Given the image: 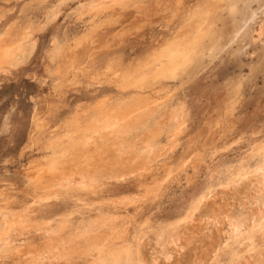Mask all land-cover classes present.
<instances>
[{"label": "rangeland", "instance_id": "374dc122", "mask_svg": "<svg viewBox=\"0 0 264 264\" xmlns=\"http://www.w3.org/2000/svg\"><path fill=\"white\" fill-rule=\"evenodd\" d=\"M150 1L160 6V0ZM213 1L199 0L194 10L197 17L189 21V8L173 12L161 5L159 12L152 10L154 16L136 9L139 0H123L116 9L94 14H80L79 6L85 0H0V34L28 23L37 25L48 11L59 7L55 19L36 33L35 48L28 58L0 70V199L18 209L35 195L53 192L48 200L31 204L29 226L10 232L5 243L0 242L3 264H36L25 258V251L46 242L47 234H75L84 229L94 233L113 230L94 258L98 264L109 263L119 249L130 258L140 252L149 263L157 264H196L199 257L202 264H256L264 253V223L252 215L255 200L247 194L253 192L252 178L264 169V0ZM181 28L191 36L198 33L200 39L196 54L179 64L175 76H154L146 68L138 75L141 88H122L114 74L151 54L154 46L168 43ZM54 45L60 54L52 57ZM87 45L92 47L90 58L95 59V66L85 72L77 70V76L69 72L60 78L62 57L65 60L70 49L84 53ZM67 49L69 54H64ZM136 92L150 98L152 109L121 138L120 145L128 163L140 165L143 135L153 136L156 151L148 169L111 177L107 170L116 159L110 143L105 142V154H94L91 162H85L97 174L91 186L48 188L34 180L31 164L37 159L44 163L53 154L50 141L66 140L72 131L66 132L67 127L84 105L96 97H106L112 104ZM177 119L179 132L169 146L168 136ZM159 181L163 182L159 193L141 196L148 184ZM215 201L240 221L238 231L229 234L225 225L221 231L201 225ZM189 210L193 219L176 226L191 242L169 246L171 257L164 259L156 236L169 231ZM249 216L252 226H243ZM3 226L0 217V232ZM88 253H71L50 264H91ZM45 261L40 264H49Z\"/></svg>", "mask_w": 264, "mask_h": 264}, {"label": "bare ground", "instance_id": "6f19581e", "mask_svg": "<svg viewBox=\"0 0 264 264\" xmlns=\"http://www.w3.org/2000/svg\"><path fill=\"white\" fill-rule=\"evenodd\" d=\"M160 1H161L159 3L160 6L165 5V7L168 9L170 7L173 10V12H176V11L179 12V10L183 9V8L185 11L186 8H189L190 10L188 9L189 14H187L188 17L186 18V20L190 21V20H193L195 17H197V13H195L194 10H195V7L197 5H199L198 4L199 0H160ZM216 1H213V2H216ZM122 2H123V0H85V2L79 6V10H80V14H84V13H93L94 14L96 12H99L101 9H109V8L110 9H116V6L122 4ZM188 3L189 4L192 3V5L187 7L189 5ZM154 4L155 3H153V1H150V0L149 1L139 0L138 4L136 6V9L140 13H148L149 11L152 12V10L159 12L160 6L157 7ZM182 5H184V6H182ZM185 5H187V6H185ZM171 9H170V11H171ZM58 12H59V7L56 6V7L52 8L50 11H48L45 15V19L41 23H39V24L37 23V25H32L31 23H28L24 27H19L17 29H8V30H5L3 33H1L0 34V70H5V71L9 70L11 67H15L18 64H20L21 62H23L25 59H27L28 56L33 52V50L35 48L36 33L39 30L43 29L53 19H55ZM149 14H151V13L149 12ZM152 14H153V12H152ZM154 14H155V12H154ZM140 16H143V15H140ZM160 16H161V14L159 15V18H160ZM138 18H139V16H138ZM145 20H147V19L145 18ZM182 28H183V25H182ZM182 28L180 29V31L176 35L173 36V38L168 43L160 44L157 47L154 46L155 49L153 48L154 50L151 54L148 53V55H147V53H146L147 56H145V54H144V56H145L144 58L141 56L143 59L140 57L141 58L140 61H137L136 63L130 64L129 66L122 68L123 71H121L120 73L114 74V76H117L119 79H121L122 88H128V89L130 87L135 88V89L141 88L143 82H142V78L138 77V75L140 74V72L141 73L144 72L146 68H149L147 71H150L151 73H153L154 76H156L158 74L160 76H162V78L175 76L176 71L179 69V64L187 62L192 55L196 54L197 47L199 44V39H200V36L198 33L191 36L186 31L188 29L184 30ZM198 28L201 29L200 24L198 25ZM102 30L103 29H101V32H102ZM104 34H108V33H104ZM96 35L98 36L97 33H96ZM91 37H95V34H94V36H91ZM86 47H84V48H86ZM151 47H152V45H151ZM88 48L89 49L86 48V51H84V53H82V50L77 48L81 51L82 55L79 51H75V52L73 51L74 52L73 53L71 51L72 49H70L69 53H71V54H69L68 49L65 50L67 52H64V54L68 53L69 55H66L65 60H64L65 55L62 57V59H63L62 61H65L63 65L61 64L62 66L60 65V63H62V62L59 61V65L61 66V68H60V66L58 67L59 68L58 71L60 73L59 74L60 78H63L69 72L73 76H75V75L77 76V74H78L77 70L83 71L82 69H84V72H85L86 70H88V68L90 69V67L93 65L95 59L91 60L90 56L92 54L91 53L92 47L88 46ZM143 53L144 52H142L141 54L143 55ZM56 54H58V55L60 54V49L54 45L51 48V56L53 57ZM61 56H62V54H61ZM94 66L95 65H93V67ZM97 67H98V65H97ZM56 72H57V70H56ZM153 75H152V77H154ZM118 78H116V79L119 80ZM116 79H114V80H116ZM71 80H73V79H71ZM77 82H79V81H77ZM113 82H115V81H113ZM116 88H118V87H116ZM104 96H106V95H104ZM91 99H92V97H91ZM107 99H106V97H104V98H101V97L97 98L96 97V99L93 102L91 101L90 105L89 104H87V106L84 105V108L82 105L83 110L80 111L79 113H76V115L73 117L72 122L70 123V127H69L70 129L67 127L68 130L66 132H68V131L70 132V130H72V131L70 132V134L67 133L68 137L66 138V140L64 141V139H63V143H58V142L54 143V142L50 141L49 146L55 148V151L52 150L53 154L48 156V158L45 159L44 163L41 161H37V160H39V159H37L34 161V164H31L32 167L30 168V170L33 171L32 177L34 178V180L38 184L44 183L48 188H53L56 186H60V187L71 186V188L72 187H80L82 189H85V188L91 186L93 179L95 177H97V174L95 173L94 170L90 169L89 165L87 166L86 163L91 162L90 160L94 159V157H95L94 154H98V155L99 154H105V149H104L105 148L104 147L105 142L110 143V149H112L110 151H113L114 157L116 159L115 162L113 163L114 166H111L107 170L111 177H115V178L119 177L120 178L125 173L132 172V171H135L137 169L138 170L139 169H144V170L148 169V164L150 162V158L152 157V155L156 151V147L154 146V144L151 141L153 136L144 137L145 134L143 135L144 139H142L143 140L142 142L144 143V155H142L140 158V161H141L140 165H138L136 162H133V163L129 162L128 163L127 159L124 157L123 147L120 145V140L122 137L127 135L132 128H134L137 125L139 120L146 113H148L152 109V103L153 102L150 100V98L148 96H146V97L141 96V95L137 94V92L133 93L126 100L116 101L112 104L111 103L108 104ZM79 109H81L80 106H79ZM79 109H77V110H79ZM179 119H177L175 121L176 125L171 129V131L169 133V136H168V145L169 146L173 144V142L175 140V136L179 132V124H180L178 122ZM68 124H67V126H69ZM47 131H48V129H47ZM48 133L50 134L51 131H49ZM41 134H42V132H41ZM65 136H67V135H65ZM45 142L47 144V141H45ZM141 152H140V154H141ZM158 152H161V151H158ZM161 153H163V152H161ZM133 159L134 160L136 159V155L133 156ZM154 159H156V157ZM31 162L33 163V160ZM187 162H189V161H187ZM79 163L82 164L83 166L80 165ZM85 164H86V166H84ZM183 164H186V163L184 162ZM31 165H29V166H31ZM116 165H118V166L116 167ZM181 168H182V166H181ZM27 170H29V169H27ZM162 178H164V177H162ZM162 183L163 182L159 181V182H153V184H150V185L148 184V187L144 186L145 188H144V190H142L143 192L141 193L142 194L141 196H143V197L147 196V195L148 196H154L156 191L158 189L160 190L159 187L161 186ZM251 184L253 187V192H249V194H247V195L250 196V198L254 199L255 201H254V205H252V211L251 210L250 211H251V213H253L252 215H255V217L257 216L259 219L263 220V223H264V169H262V168L259 169L258 174L254 178H252ZM49 190L51 191V189H49ZM159 190H158V193H159ZM52 193L53 192H48V193H44L43 195H35L33 198H31L29 203L27 202L26 205L23 204L18 209L10 208L8 205L9 201H5L6 199H4V200L0 199V217L2 218V220L4 222V226L2 228L3 230L0 232V242L5 243L4 241L6 240V237L8 236V234L10 232L17 231L18 229H19L18 231H20L21 229L27 227V225H28L27 224V222H28L27 217L29 215L28 209L31 206V204H33L35 202H39L41 200H48L51 197ZM257 195L259 196L258 200L256 199ZM260 198H261V200H260ZM150 199H151V197H150ZM137 200H138V198H137ZM224 201H225V199H224ZM243 201H245V200H243ZM215 204H216V201H215ZM220 204L222 206V203H220ZM246 205H247V203H246ZM221 206L219 207L216 204V206L213 207L212 209H210L211 208L210 207L209 208L210 212H209L207 218L204 219L202 222H201V220H199L202 223L201 225H203V227H205V228H207L209 225H211L213 228H216L218 231H221L222 225H225L228 228L229 234L233 233L234 231H238L241 227L240 221L238 219L234 218L231 215V213L226 211V209L223 210ZM179 218L180 219L178 221H176L171 226L169 231H164L163 233H160L156 236V246L157 245L159 246V250L164 255V256L162 255V257H164V259L165 258L169 259L171 257L168 253L169 252V249H168L169 246H171V247L175 246L176 247L182 243L185 244V243L190 241V240L188 241V239H190V238H188V237L185 238L183 236L184 234L182 235L178 231V227L176 225L180 221L186 220L188 218L192 220L193 219V211L189 210L185 213L184 216L179 217ZM191 220H189V222ZM243 221H244L243 226H244V224H246L247 227L252 226L251 216L244 218ZM100 227L101 226H99V228ZM195 228H197V227H195ZM200 228H202V227H200ZM217 230H216V232H217ZM263 232H264V230H263ZM51 233L47 234L48 237L45 240L46 242L41 243L39 246L35 245L34 247L31 246V248H28L29 250L25 251L26 256L27 255L28 256L25 258H29L30 260L34 261L36 264H40V262H42V260L43 261L47 260L50 264L51 260H53V259L58 262L59 260L64 259L65 257H67L71 253H75V252L81 253V251H87L88 250V252H89L88 254L91 256L90 259L92 258L91 260L89 259L91 261V264H98V261L95 260L94 258L96 256L97 257L99 256L102 246H104L107 242H109L108 240H109V238L112 237L113 230H111L110 232H107V233L103 232V231L94 233V232H91L90 230H87V229H84L80 233H75V234L68 233V234H57V235H55V233L54 234H53V232H51ZM261 233H262V231H261ZM259 235H261V234L259 233ZM262 235H263V233H262ZM187 236H189V234ZM253 236H255V235H253ZM196 237H197V235H196ZM196 237H193V238H196ZM197 239H198V237H197ZM196 241L198 242V240H196ZM192 242H194V241L192 240ZM201 250H203V249H201ZM208 250H210V249H208ZM16 251L18 253V250H16ZM173 251H175V250H173ZM204 251H205V249H204ZM13 253H14V251H13ZM203 255H206V254L203 253ZM246 255H248V254H246ZM22 256L24 257L25 254ZM201 256H202V254H201ZM0 258L2 259V257H0ZM21 259H23V258H21ZM56 261H55V263H56ZM3 263L4 262L0 261V264H3ZM64 263H66V261ZM255 263L256 264H264V253H262V255L257 258V261ZM107 264H157V261H152V263H149L147 261V258L143 254H141L140 252H136L134 258H130L129 253H127L123 249H119V252H117V254L115 256H113V258ZM196 264H202V257H199V259H197Z\"/></svg>", "mask_w": 264, "mask_h": 264}]
</instances>
